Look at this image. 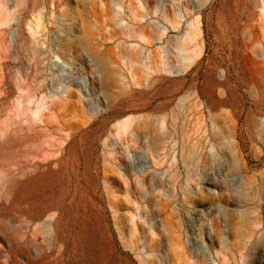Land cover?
<instances>
[{"label": "rangeland", "instance_id": "obj_1", "mask_svg": "<svg viewBox=\"0 0 264 264\" xmlns=\"http://www.w3.org/2000/svg\"><path fill=\"white\" fill-rule=\"evenodd\" d=\"M222 14L0 0V264H264V109ZM95 218L107 255L88 261Z\"/></svg>", "mask_w": 264, "mask_h": 264}, {"label": "bare ground", "instance_id": "obj_2", "mask_svg": "<svg viewBox=\"0 0 264 264\" xmlns=\"http://www.w3.org/2000/svg\"><path fill=\"white\" fill-rule=\"evenodd\" d=\"M222 5L223 14L219 22L222 41L241 65L247 84L256 88V102L264 109V0H222ZM243 31H246L245 37ZM257 46L260 48L256 50ZM223 78L227 80L226 72ZM218 87L219 82L209 78L204 89L214 109L231 99L229 93L227 98H221ZM227 222H231V218ZM80 238L88 261H96V257L103 259L107 255L105 251H98L107 240L99 219L85 223Z\"/></svg>", "mask_w": 264, "mask_h": 264}, {"label": "water", "instance_id": "obj_3", "mask_svg": "<svg viewBox=\"0 0 264 264\" xmlns=\"http://www.w3.org/2000/svg\"><path fill=\"white\" fill-rule=\"evenodd\" d=\"M114 250H115L116 252H117V250H118V248H117V246H116V245L114 246ZM124 257H126V258L128 259V257H127V256H125V255H124ZM128 260H129V259H128Z\"/></svg>", "mask_w": 264, "mask_h": 264}]
</instances>
